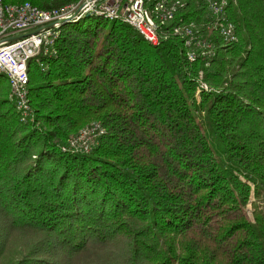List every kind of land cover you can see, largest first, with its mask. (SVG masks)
Instances as JSON below:
<instances>
[{
  "label": "trees",
  "instance_id": "16d2710c",
  "mask_svg": "<svg viewBox=\"0 0 264 264\" xmlns=\"http://www.w3.org/2000/svg\"><path fill=\"white\" fill-rule=\"evenodd\" d=\"M170 1L157 45L121 17L65 22L29 62L33 119L0 73V264H264V0H228L236 41ZM192 23L211 47L175 34ZM93 123L90 152L63 150Z\"/></svg>",
  "mask_w": 264,
  "mask_h": 264
},
{
  "label": "built area",
  "instance_id": "2783aa9c",
  "mask_svg": "<svg viewBox=\"0 0 264 264\" xmlns=\"http://www.w3.org/2000/svg\"><path fill=\"white\" fill-rule=\"evenodd\" d=\"M203 1L210 17V27L216 29L226 41L238 40L236 26L227 14L228 0ZM177 4L170 0H79L46 10L29 1L9 4L0 0V73L8 77L9 99L23 119H33L28 89L29 62L54 42L65 22L88 14L104 15L111 20L121 17L138 29L147 41L157 45L160 42L158 30L162 24L173 19ZM193 26L194 23L177 26L175 34L185 37L188 45L211 47L209 42H203L195 35ZM189 55L194 59L196 51L191 49ZM104 132L105 128L100 123H93L72 135L63 150L88 153Z\"/></svg>",
  "mask_w": 264,
  "mask_h": 264
},
{
  "label": "rangeland",
  "instance_id": "374dc122",
  "mask_svg": "<svg viewBox=\"0 0 264 264\" xmlns=\"http://www.w3.org/2000/svg\"><path fill=\"white\" fill-rule=\"evenodd\" d=\"M207 132H208V135H209L211 141L213 142L215 148L217 149V144H216V140L217 139H216V137L212 134V132L209 131V129H207Z\"/></svg>",
  "mask_w": 264,
  "mask_h": 264
}]
</instances>
